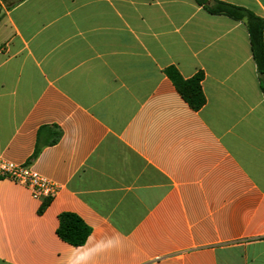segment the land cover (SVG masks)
I'll return each mask as SVG.
<instances>
[{"label": "crops", "instance_id": "1", "mask_svg": "<svg viewBox=\"0 0 264 264\" xmlns=\"http://www.w3.org/2000/svg\"><path fill=\"white\" fill-rule=\"evenodd\" d=\"M264 19V0H221ZM0 20V264H264V91L246 25L195 0H24ZM204 73L193 110L165 69ZM38 155L33 157L36 150ZM90 228L75 247L59 215Z\"/></svg>", "mask_w": 264, "mask_h": 264}, {"label": "trees", "instance_id": "2", "mask_svg": "<svg viewBox=\"0 0 264 264\" xmlns=\"http://www.w3.org/2000/svg\"><path fill=\"white\" fill-rule=\"evenodd\" d=\"M24 0H5L7 8ZM208 13L212 15H223L233 20L243 22L248 30L251 51L259 73L261 87L264 91V19L253 11L230 4L221 0H195ZM165 74L175 85L177 91L189 106L199 111L206 104V96L203 91L202 81L204 73L197 72L190 78H184L179 70L170 66L165 69ZM39 150L37 149L33 155L36 157ZM49 201L42 204L41 212L48 206ZM57 234L65 242L80 247L84 245L91 234V228L75 213L63 212L59 215V226Z\"/></svg>", "mask_w": 264, "mask_h": 264}, {"label": "built area", "instance_id": "3", "mask_svg": "<svg viewBox=\"0 0 264 264\" xmlns=\"http://www.w3.org/2000/svg\"><path fill=\"white\" fill-rule=\"evenodd\" d=\"M8 179L27 187L33 198L44 202L58 193L59 187L41 176L29 164H17L0 157V180Z\"/></svg>", "mask_w": 264, "mask_h": 264}, {"label": "rangeland", "instance_id": "4", "mask_svg": "<svg viewBox=\"0 0 264 264\" xmlns=\"http://www.w3.org/2000/svg\"><path fill=\"white\" fill-rule=\"evenodd\" d=\"M5 7H7V3H5ZM4 12H5V10H4L3 6L0 4V20L3 18Z\"/></svg>", "mask_w": 264, "mask_h": 264}]
</instances>
